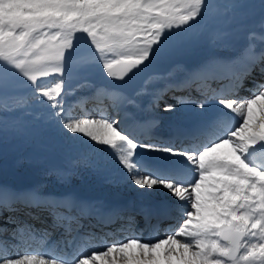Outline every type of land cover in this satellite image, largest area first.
<instances>
[{"label": "snow or ice", "instance_id": "snow-or-ice-1", "mask_svg": "<svg viewBox=\"0 0 264 264\" xmlns=\"http://www.w3.org/2000/svg\"><path fill=\"white\" fill-rule=\"evenodd\" d=\"M200 46L209 54L199 63L176 62ZM161 63L170 69L155 71ZM97 73L102 83L91 98L111 100L116 115L73 114L68 97ZM76 76L83 79L73 87ZM155 82L162 92L188 93L166 105L184 121L166 136L152 131L155 119L137 116L151 110L141 97L160 99ZM18 88L30 89L47 121L8 115L26 107L12 94ZM121 110L130 129L120 126ZM0 113V155L12 142L34 148L29 162L53 159L60 150L44 141L50 125L101 155L90 165L66 157L51 167L46 175L62 191L0 184V216L8 213L0 264H264V0H0ZM105 157L114 158L115 174ZM82 165L114 188L134 190L139 206L105 211L103 200L80 197L71 180ZM137 216L153 228L167 219L176 226L151 242L133 236L77 251L89 229L121 220L132 228ZM54 235L58 255H12L29 239Z\"/></svg>", "mask_w": 264, "mask_h": 264}, {"label": "rangeland", "instance_id": "rangeland-1", "mask_svg": "<svg viewBox=\"0 0 264 264\" xmlns=\"http://www.w3.org/2000/svg\"><path fill=\"white\" fill-rule=\"evenodd\" d=\"M209 54V49L205 46H200L196 48L192 53L188 55H183L179 56L176 58V62L178 63H191L194 59H203ZM158 65H163V66H168L169 69L171 67V64L169 63H161ZM96 74H91L87 77V80L89 81V85H85L83 87L77 88L75 92V97L79 96V94L85 92V91H90L93 89L92 84L94 80V76ZM42 79V78H41ZM52 78L49 77L48 81H50ZM83 79L82 77L76 76L73 78V80L70 82L73 87H76L77 83ZM47 83V81H45ZM13 95H25L22 99L26 101V105H28L27 110H20L15 116L18 119H23V116L25 120L23 121H32L36 116L35 113L33 112H38L41 120L40 123H43L44 121L48 120V114L46 111H44L39 105L35 103L34 100H32L31 91L30 89L27 88H18L15 89L12 93ZM28 95V96H26ZM30 110V111H29ZM25 111V112H24ZM161 109L156 110V112L159 113V116L157 115H152L153 118L158 119V120H165V115L166 118H176L180 117L181 115L178 113L179 111H174V112H167L163 113ZM21 112V113H20ZM26 112H30L31 114L34 115H25ZM24 113V114H23ZM22 116V117H21ZM50 123V122H49ZM51 126L49 127V130H46L44 132V141L46 143L55 145L60 151L59 154L55 156V158L58 159V165L56 167H63L64 166V159L66 157L72 158V159H78L82 158L85 161V164L90 165L93 162H98L101 160V155L93 152L92 148L89 146V143H82L80 139L77 140H65L63 137H60L57 135L54 131L50 130ZM71 136V134H68ZM99 147V146H96ZM34 152V148L31 145H15L14 143L10 142L8 146V150L6 154L0 155V184H7L11 186H16L17 183L25 184L28 187H32L31 184L34 185H43V186H49L52 187L56 184L57 178L54 177V175H46V172L51 168V166L48 165L47 161L43 162H29L27 157L32 155ZM100 157V158H99ZM106 158V157H105ZM95 159H97L95 161ZM111 159V158H110ZM93 162H91V161ZM18 161H23V163H18ZM109 165V171L113 170L112 164L108 162ZM84 168V170H83ZM83 170V174H80L79 176H74L72 177L71 180V185L74 184H79L80 186H84L87 189L91 190H100L102 191L101 195L105 196H118L115 193H121L122 191H114V193L111 192V185L102 182L101 180H96L94 177L93 182H91V177L87 179V174L89 176L90 173H92L90 167H86L84 165L81 166L80 173ZM96 176V175H95ZM97 177V176H96ZM53 178V180H51ZM86 178V179H85ZM55 179V180H54ZM49 181V182H48ZM82 181V182H81ZM29 183V184H26ZM91 183V184H90ZM90 185V186H89ZM49 188V187H48ZM48 188H43V189H48ZM131 189V188H130ZM127 191V189H126ZM125 192V191H124ZM96 194V193H95ZM134 190H131L128 195H133ZM98 195V194H96ZM99 196V195H98Z\"/></svg>", "mask_w": 264, "mask_h": 264}, {"label": "bare ground", "instance_id": "bare-ground-1", "mask_svg": "<svg viewBox=\"0 0 264 264\" xmlns=\"http://www.w3.org/2000/svg\"><path fill=\"white\" fill-rule=\"evenodd\" d=\"M181 76H183V73L182 72H178V73H176V75H175V79L176 78H178V77H181ZM151 88H152V90H153V92L154 93H156L155 92V90H157L158 88H160L161 90L163 89V87H164V85H163V82H155L153 85H151L150 86ZM87 92H90V91H85V92H83L82 93V95H84L85 93H87ZM167 92H169V91H167ZM159 93V92H158ZM72 98V95L71 96H69L68 97V99H71ZM152 98H155L153 95H145V96H143V97H141L140 98V103H141V105H142V107H143V105L144 104H146L147 103V101L149 100V99H152ZM25 101V100H24ZM27 104V103H26ZM161 104V103H160ZM163 105L162 106H160V109H161V111L163 112V113H166L167 111H165V107H166V103L165 102H163L162 103ZM28 109V105H26V107L23 109V110H27ZM193 110H195V108H193ZM30 111V110H29ZM195 111H197V110H195ZM25 112V111H24ZM21 113V112H20ZM33 113H35V115L34 114H31V115H34V116H36L37 114H39L37 111L36 112H33ZM145 113V111H139V112H137V114L138 115H140V116H142L143 114ZM180 115H182V116H178V117H176L173 121L175 122V123H181L182 121H183V114L182 113H180V112H178ZM11 114H13L14 116H16L17 115V113H11ZM24 114V113H23ZM48 116V115H47ZM22 117V116H21ZM23 118H24V116H23ZM171 121V120H170ZM172 123V122H171ZM157 126V130H161V131H169L171 128H173V127H171L172 126V124L171 125H164V124H156ZM161 131H159V132H161ZM105 159H107L108 160V162H110V164H112V166L115 164V160H114V158H108V157H106ZM113 170H111V173L112 174H115V169H114V167L112 168ZM83 170H84V168H83ZM89 176H91V178L93 177V176H95L94 174H92V173H90L89 174ZM51 180H53V178H51ZM55 180V179H54ZM49 182V181H48ZM82 182V181H81ZM34 184H35V182H34ZM34 184H31L32 186H35ZM91 184V183H90ZM90 186V185H89ZM54 188V189H60V188H64L65 186L64 185H61V184H59L58 183V181L56 182V184L54 185V186H52V187H50V185L48 186H43V188ZM80 187H83V188H85L84 186H80ZM42 188V191H46V189H43ZM91 189V188H90ZM126 189H127V191H126ZM119 190H121L122 191V194L121 193H115L116 195H118V196H108V195H105V196H103V197H90V199H101V200H103L104 202H105V205H108V206H110L111 207V204H114V205H120L121 203H123L124 201H125V199L126 200H130V199H134V198H136V196H133V195H128V193L132 190V189H130V188H128V187H126V186H124V185H121L119 188H114L113 186H111V192L112 193H114V191H119ZM125 191V192H124ZM80 197H82V196H84V195H79ZM108 198H111L110 200L111 201H109L108 200ZM86 199H89L88 197H86ZM105 247H102V248H100V249H104Z\"/></svg>", "mask_w": 264, "mask_h": 264}, {"label": "water", "instance_id": "water-1", "mask_svg": "<svg viewBox=\"0 0 264 264\" xmlns=\"http://www.w3.org/2000/svg\"><path fill=\"white\" fill-rule=\"evenodd\" d=\"M155 71H158V72L163 73V72L166 71V68H165V67H159V66H156V67H155ZM96 82L99 83V84L102 83V81H101V74L98 75V76L96 77ZM139 83H142V79L138 81V84H139Z\"/></svg>", "mask_w": 264, "mask_h": 264}]
</instances>
